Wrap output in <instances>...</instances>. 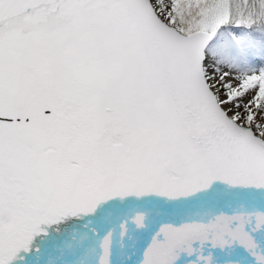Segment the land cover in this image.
<instances>
[{"label":"snow or ice","instance_id":"obj_1","mask_svg":"<svg viewBox=\"0 0 264 264\" xmlns=\"http://www.w3.org/2000/svg\"><path fill=\"white\" fill-rule=\"evenodd\" d=\"M0 264H264V0H0Z\"/></svg>","mask_w":264,"mask_h":264}]
</instances>
